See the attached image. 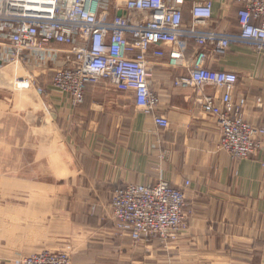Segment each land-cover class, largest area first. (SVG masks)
I'll return each instance as SVG.
<instances>
[{"label": "crops", "instance_id": "1", "mask_svg": "<svg viewBox=\"0 0 264 264\" xmlns=\"http://www.w3.org/2000/svg\"><path fill=\"white\" fill-rule=\"evenodd\" d=\"M199 1L185 0V25ZM211 1L210 27L235 32L237 5ZM194 54L189 42L186 58ZM206 55L208 68L238 75L232 99L243 104L247 121L264 127V55L239 45L222 56ZM149 69L151 90L160 97L158 113L169 123L164 129L134 108L131 94L90 85L73 108L51 87L48 124L65 151L56 183L49 175L39 180L38 98L25 93L28 109L18 120L6 110L23 101V92L13 87L11 74L0 72V108L6 113L0 116V264L42 250L67 251L73 264H264V144L248 159L231 160L217 149L215 118L172 87L183 71L157 64ZM29 145H37L38 154L24 151ZM185 181L186 226L173 241L135 244L114 230V190L159 182L182 187Z\"/></svg>", "mask_w": 264, "mask_h": 264}, {"label": "built area", "instance_id": "2", "mask_svg": "<svg viewBox=\"0 0 264 264\" xmlns=\"http://www.w3.org/2000/svg\"><path fill=\"white\" fill-rule=\"evenodd\" d=\"M237 5L235 32L210 27L213 2H195L185 25V0H0V67L22 66L27 76L14 78L19 90L36 85L38 69L52 72L50 85L79 107L90 85L131 94L134 108L167 128L158 113L160 97L151 90V65L183 73L172 87L215 118L221 132L217 149L231 160L248 159L264 144V127L244 118L243 104L232 99L235 72L206 66V52L222 56L231 45L264 55V0H230ZM195 46L188 60V43ZM154 58L156 62L150 60ZM213 88V95H204ZM256 103H261L257 98ZM264 172V163H262ZM165 182L129 184L114 190L110 209L114 230L133 243L171 242L185 229V189ZM14 264H73L67 251L42 250Z\"/></svg>", "mask_w": 264, "mask_h": 264}, {"label": "rangeland", "instance_id": "3", "mask_svg": "<svg viewBox=\"0 0 264 264\" xmlns=\"http://www.w3.org/2000/svg\"><path fill=\"white\" fill-rule=\"evenodd\" d=\"M0 72H5L8 74H11L12 80H10V81L12 82L13 87L15 89H17V87H16V83L14 82V78H17V77L25 78V76L28 75L26 70L22 66H19V65L16 67L3 65L2 67H0ZM46 72L47 73L45 75L40 74L39 78H37V80H36V85L44 88L46 91V94L37 95L35 93V91L33 90V88L27 89V90L17 89V90L23 92V94L21 95V97H23V99H22L23 101L17 102L15 100V103L13 105L14 108H12L13 106H11L6 111L9 110L10 113H14L15 114L14 117H17L18 120H20L21 118L23 119L25 110L28 109V107H25V105L28 104L26 102L25 93H27V94L32 93V94L36 95V97L38 98L37 104H38L39 124H40V130H39V142H40V144H39V150H38V152H39L38 158L40 159V162H39V170H40L39 171L40 172L39 180H40V182L43 183L42 180L48 179V176H46V175H49L50 180H52L54 183H56V182H58V180H60L59 178L61 175V173H60L61 158H62V155L64 154L65 151L63 148V144H62L63 139L60 136L56 135L53 131H51V126L49 125L50 121H48L49 115L47 114L48 113L47 111L49 108V104H48L47 95L49 94V91H51L50 90L51 89L50 80L52 77V72H50V71H46ZM18 100L20 101V97H18ZM4 112H5V108L1 107L0 108V116H5L6 113H4ZM16 114L18 116H16ZM48 122H49V124H48ZM37 147H38L37 145L36 146H30L29 145L26 148H24V151H27L29 153L36 155V154H38V152H36V150H35V149H37ZM43 147L44 148L47 147V148L44 149ZM11 150L14 151V149H11ZM28 183H30V182H28ZM9 222L14 223V221H9ZM12 227L14 228V226H12ZM48 251H50V250H48ZM53 252H57V251H53ZM15 260L13 261V264H14Z\"/></svg>", "mask_w": 264, "mask_h": 264}, {"label": "bare ground", "instance_id": "4", "mask_svg": "<svg viewBox=\"0 0 264 264\" xmlns=\"http://www.w3.org/2000/svg\"><path fill=\"white\" fill-rule=\"evenodd\" d=\"M38 253V252H37ZM36 254V253H35ZM33 255V254H32ZM29 256H31V255H29ZM27 257V256H26Z\"/></svg>", "mask_w": 264, "mask_h": 264}, {"label": "water", "instance_id": "5", "mask_svg": "<svg viewBox=\"0 0 264 264\" xmlns=\"http://www.w3.org/2000/svg\"><path fill=\"white\" fill-rule=\"evenodd\" d=\"M48 107V106H47Z\"/></svg>", "mask_w": 264, "mask_h": 264}]
</instances>
